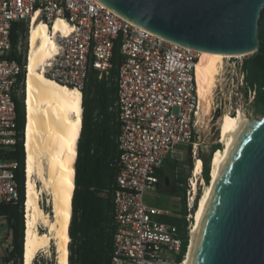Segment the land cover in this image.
<instances>
[{"label":"built area","instance_id":"2783aa9c","mask_svg":"<svg viewBox=\"0 0 264 264\" xmlns=\"http://www.w3.org/2000/svg\"><path fill=\"white\" fill-rule=\"evenodd\" d=\"M35 17L48 27L57 19L67 23L68 33L55 37L58 50L46 66V76L81 93L92 69L99 79L110 75L120 45V170L112 264H186L190 244L184 252L178 227L161 220L171 213L148 206L144 195L158 187V171L168 159H176L177 145H194L196 153L202 112L196 75L200 52L135 25L98 0H0V205L20 200L19 163L7 159L18 140L16 97L22 72L21 65L8 58L11 31L15 23L29 25ZM249 96L252 101L255 92ZM200 176L205 182L203 170ZM197 197L191 180L185 200L190 243ZM6 236L8 229L0 234L1 246Z\"/></svg>","mask_w":264,"mask_h":264},{"label":"water","instance_id":"95a60500","mask_svg":"<svg viewBox=\"0 0 264 264\" xmlns=\"http://www.w3.org/2000/svg\"><path fill=\"white\" fill-rule=\"evenodd\" d=\"M98 1L135 25L199 52L249 56L260 47L264 0ZM189 264H264V116L249 120L234 144Z\"/></svg>","mask_w":264,"mask_h":264},{"label":"trees","instance_id":"16d2710c","mask_svg":"<svg viewBox=\"0 0 264 264\" xmlns=\"http://www.w3.org/2000/svg\"><path fill=\"white\" fill-rule=\"evenodd\" d=\"M29 25L18 22L11 31L12 50L8 55L22 67L17 89L22 97H16L18 140L8 152L7 159L17 161L19 168L16 178L20 184V200L17 203L0 205V216L6 221L11 236L10 246L2 258V264H23L25 237V79L27 65ZM260 47L243 62L244 95L250 100L249 92H255L252 108L255 114H264V8L261 12L259 28ZM120 45L117 44L110 75L99 79L98 72L91 70L88 81L82 90L83 114L82 129L78 141V155L75 163V190L72 202V220L70 224V264H112L113 239L115 232L114 194L119 174L118 136L120 133L119 110L116 106L118 84L117 75L121 59ZM217 143L212 152L221 150ZM179 162L173 163L172 175L166 174L167 163L158 171L159 184L171 197L182 199V210L162 221L175 225L184 239V249L190 244L188 222L186 220V192L189 174H178ZM192 170V169H191ZM167 178L169 179L167 181ZM203 178L211 181V160L204 159ZM201 194L198 195L197 212ZM45 211L50 213L44 205ZM45 261L43 262V264ZM50 264H55L54 261Z\"/></svg>","mask_w":264,"mask_h":264},{"label":"bare ground","instance_id":"6f19581e","mask_svg":"<svg viewBox=\"0 0 264 264\" xmlns=\"http://www.w3.org/2000/svg\"><path fill=\"white\" fill-rule=\"evenodd\" d=\"M29 25L25 79L26 196L23 264H33L37 254L50 248L53 240H56L58 247L57 264H70L69 230L75 190V163L83 122V96L78 89L61 85L46 76V66L55 58L58 50L55 37L59 32L68 33L67 23L57 19L52 27H48L45 22L35 17ZM229 57L231 56L220 53L200 52L196 75L199 95L205 103L206 111H209L211 105L207 101V95L213 93L211 91L216 86L223 60ZM248 123L249 120L244 116H238V120L222 121L220 138L225 145L212 157L211 182L199 201L186 264H189L194 241L214 185L234 144ZM202 170L203 163L196 161L193 169L195 188ZM38 182L41 187H38ZM43 195L48 197L50 213L41 205ZM40 224L47 228L46 232L39 231Z\"/></svg>","mask_w":264,"mask_h":264},{"label":"rangeland","instance_id":"374dc122","mask_svg":"<svg viewBox=\"0 0 264 264\" xmlns=\"http://www.w3.org/2000/svg\"><path fill=\"white\" fill-rule=\"evenodd\" d=\"M248 57L249 56H245L240 60H229L228 58L223 60L222 69L218 76L216 86L213 87L211 91L213 93L207 95L209 97L207 101L211 104L209 111L204 110L206 109L205 103L202 101L203 106L200 115V123L197 127L196 153H194V145L191 147L185 144L177 145L175 147L174 154L176 159H168L166 161V174L169 176L172 175L173 163L179 162L180 166L177 170L178 174H189L190 176L187 179V185L191 180H193L194 183L195 178L193 177V169L196 161H201L204 168V159H210L212 161V157L214 155L212 147L219 143L222 147L221 149L224 148L225 144L221 142L220 138V128L224 119L238 120V116H244L247 120H251L264 116V114L257 115L254 113L252 108L253 100L247 101L244 95V74L242 73V67L240 68L239 64L243 63ZM233 62H235V66ZM22 95V90H18V96L22 97ZM196 185L198 195L201 194L202 196L210 183L208 184L206 181L203 182L200 176L199 179L196 180ZM38 187H41V183L39 182ZM47 198L48 197L46 195L41 197V205L42 207L44 205L47 209H50L47 203ZM144 201L148 206L170 211L171 215L180 213L183 206L182 199L180 197H171L160 187H157L154 190H147L144 195ZM7 229L8 227L6 221L0 219V234L4 235ZM39 231L46 232L47 228L40 224ZM10 243L11 236H6L3 240V246L0 245V264H2V258L6 253V249L10 246ZM57 248L56 240H53L50 248L41 250L37 254L33 264H43L44 261V264H50L52 261L57 264Z\"/></svg>","mask_w":264,"mask_h":264},{"label":"crops","instance_id":"0c3cea01","mask_svg":"<svg viewBox=\"0 0 264 264\" xmlns=\"http://www.w3.org/2000/svg\"><path fill=\"white\" fill-rule=\"evenodd\" d=\"M170 212V211H169ZM171 216V215H170Z\"/></svg>","mask_w":264,"mask_h":264}]
</instances>
